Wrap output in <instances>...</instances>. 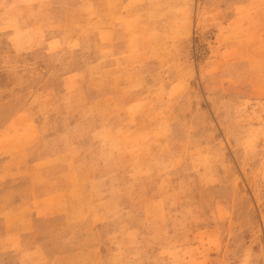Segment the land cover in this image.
I'll use <instances>...</instances> for the list:
<instances>
[{
  "label": "rangeland",
  "instance_id": "rangeland-1",
  "mask_svg": "<svg viewBox=\"0 0 264 264\" xmlns=\"http://www.w3.org/2000/svg\"><path fill=\"white\" fill-rule=\"evenodd\" d=\"M0 264H264V0H0Z\"/></svg>",
  "mask_w": 264,
  "mask_h": 264
}]
</instances>
